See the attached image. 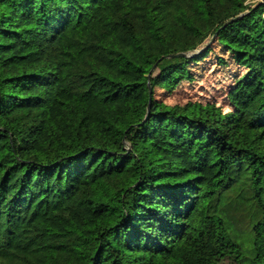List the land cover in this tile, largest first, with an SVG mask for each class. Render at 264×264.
<instances>
[{
    "label": "trees",
    "instance_id": "obj_1",
    "mask_svg": "<svg viewBox=\"0 0 264 264\" xmlns=\"http://www.w3.org/2000/svg\"><path fill=\"white\" fill-rule=\"evenodd\" d=\"M0 264H264V0H0Z\"/></svg>",
    "mask_w": 264,
    "mask_h": 264
},
{
    "label": "rangeland",
    "instance_id": "obj_2",
    "mask_svg": "<svg viewBox=\"0 0 264 264\" xmlns=\"http://www.w3.org/2000/svg\"><path fill=\"white\" fill-rule=\"evenodd\" d=\"M256 1L260 0H252V2ZM216 51L217 54L221 52L219 47L216 48ZM208 60L192 67L196 78L194 82H183L174 92L157 90V98L169 104L216 103L223 106L225 110H229L227 93L235 78L244 74L246 69L238 67L234 62H230L226 67L220 66L214 56Z\"/></svg>",
    "mask_w": 264,
    "mask_h": 264
},
{
    "label": "water",
    "instance_id": "obj_3",
    "mask_svg": "<svg viewBox=\"0 0 264 264\" xmlns=\"http://www.w3.org/2000/svg\"><path fill=\"white\" fill-rule=\"evenodd\" d=\"M179 55L184 56V55H186V54H179ZM151 91H152V90L150 89V93H151Z\"/></svg>",
    "mask_w": 264,
    "mask_h": 264
}]
</instances>
